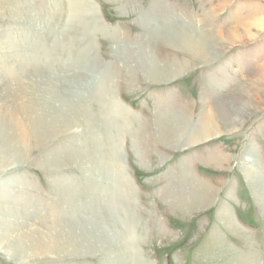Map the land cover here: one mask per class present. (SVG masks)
<instances>
[{
  "label": "rangeland",
  "instance_id": "rangeland-1",
  "mask_svg": "<svg viewBox=\"0 0 264 264\" xmlns=\"http://www.w3.org/2000/svg\"><path fill=\"white\" fill-rule=\"evenodd\" d=\"M72 1L0 0V122L22 157L13 170L0 157V199L23 215L27 246L46 238L58 248L48 256L30 250L26 263H16L1 251L12 240H0V264H140L139 257L148 264L154 254L160 264H264V26H256L264 20V0H90L96 20L90 12V17L86 11L78 15ZM105 17L115 28L106 27ZM169 25L193 28L210 39L211 47L207 53L183 52L145 31ZM235 28L240 36L224 40L223 34ZM142 52L155 65L177 64L181 74L169 83H152L137 64ZM103 68L111 71V79ZM101 80L124 108L132 130L139 121L123 106L125 99L138 108L146 105L151 116L174 113L212 137L173 150L157 140L156 121L155 141L149 139L144 154L137 134L148 135L152 129L138 124L134 134H125L131 146L130 133L141 145H136L140 164L131 146V155L123 148L126 178H133L126 170L129 162L150 187L148 207L156 199L161 202L162 195L167 207L182 200L172 204L166 224L155 217L154 208L143 211L147 218L137 219L141 190L130 179L132 189L122 199L112 176L122 138L113 139L115 129L98 103ZM38 109L46 114L47 135L37 136ZM240 113L246 115L232 132V119ZM157 144L171 155L164 156ZM168 157L188 161V167L177 174L172 162L166 163ZM196 158L204 189L213 190L209 202L192 211L182 199V188L187 184L190 191ZM148 160H156L155 170H145ZM164 168L176 183L172 189L164 185L169 184L163 181ZM248 169L257 173L261 188ZM128 216H134V231L124 233L121 219Z\"/></svg>",
  "mask_w": 264,
  "mask_h": 264
},
{
  "label": "bare ground",
  "instance_id": "bare-ground-1",
  "mask_svg": "<svg viewBox=\"0 0 264 264\" xmlns=\"http://www.w3.org/2000/svg\"><path fill=\"white\" fill-rule=\"evenodd\" d=\"M72 2L78 8V13H79L78 15H83V13L86 11L89 14L88 15L89 17H90V13H93L95 20H96V7L90 0H73ZM98 23L99 22H96V21L94 22V24L96 26L100 25ZM256 26L263 27L264 26V20L261 22H258V24H256ZM98 27H100V26H98ZM193 30H194L193 28H185V29L181 28L180 29V28L174 27V26L171 27V25H169V27H165L164 29L159 28V30H156V31L153 30V32H151V30L148 28L145 29V31H147V33H149V35H150V33H152L153 36L155 35L156 40H161V41H163V43L169 45L170 47H174L180 51L189 52V53H193V52L197 53L199 51H202L204 53L205 52L207 53L209 47H211L209 44L210 39L208 37L200 34V33H197L196 31H193ZM244 30L248 35H252V33L248 29L246 30V28H245ZM103 34L105 35V32ZM195 34H197V35H195ZM104 35H102V36H104ZM239 36H240V34L237 31V29L235 28V29H232L231 31H229L226 35L223 34L222 37L224 40H226L228 42H231V41L234 42L235 38H237ZM109 37H111V36H108V40H109ZM115 42H116V40H115ZM123 49H124L123 47L118 48V50L119 51L121 50V53L124 56ZM140 54H144V55H141L142 57L140 58V60H138L137 64L142 66V69H143V71H145L147 78H149L151 80V82L154 84L169 83L172 80L176 79L181 74V71H180L177 64L172 63V64H167L164 66L163 65H160V66L155 65L156 62L154 63L151 60V58L148 60L146 58H143L144 56H146L145 53L142 52ZM206 56H207V58H209L210 55L206 54ZM101 72H103L106 77H108V78L111 77V73H110L111 71H108L106 68H103V71H101ZM101 78H104V77L101 75ZM146 80H148V79H146ZM108 91H109L108 87L105 84L104 80H101L98 83L97 90H96L98 103L102 106V108H104L106 116H109V119L112 122L111 125H113V128L115 129L113 139L120 140L122 138V141H120L121 143H119V144H121L123 146L125 134L129 133V131L133 133V131H132L130 125H128V121H127L128 116H125L124 108H122L118 104V102L112 100V98L110 97V96H112V93H109ZM246 105L250 106V104H246ZM24 110H26V109H24ZM40 111L42 114L40 113ZM56 112H57V110L54 111V113H56ZM37 113H38V117H37L36 126H35L37 136L47 135V130L44 126L46 114H44L43 110H40V109L37 110ZM245 115H246L245 113H240L238 115L237 119H235V118L232 119V122H234V123L231 125L230 131L234 132V131H237L239 129L237 127L238 126L237 123L239 121H242L243 118L245 117ZM226 118H228V117H226ZM227 120L229 121V118ZM156 125H158L157 126V140L160 143H162L165 147L173 149V150H183V149H186L189 147H193L195 145L203 143L206 140H209L210 138H212V137L205 135L202 132L198 131L196 129L197 127L196 128L193 127V125L191 123L187 122L186 119H183L182 117H179L174 113H169V112L161 113L159 118L157 119ZM140 126H142V129H144L146 127V126H143L141 124H140ZM132 133H130L132 138H133L132 149L135 152L136 163L140 164L139 159L137 157V148H136V145L138 144L137 143L138 139H136ZM211 135H212V133H211ZM118 142H116V143H118ZM138 146H141V145L139 144ZM119 147H121V146H119ZM18 148L19 147L17 146V142H15V140L9 134L8 128L4 125V123L0 122V157H3L4 159H8V161H10L9 165L10 164L11 165L8 168L10 170L17 168L21 163L22 157L19 153ZM121 148H122V151H120V154H119V160L120 161L118 160L119 164L118 163L114 164L115 167L117 166V168H116V170L113 171L114 173H112V176L116 178L117 184L121 190V195H123L122 199L125 200V198H127V190H128L127 188L131 187L130 186L131 181L129 180L130 178H128V177L126 178L127 174H126L125 168L123 167L124 166L123 147H121ZM139 149H141V148H139ZM77 153L78 152L74 151V156H76ZM70 158H72V156H70ZM74 159H76V158H74ZM245 160L253 161L249 157H247ZM76 161H77V159H76ZM143 163H144V161H143ZM147 167H149V166H147ZM110 169L113 170V167L111 166ZM124 172H125V174H124ZM247 172L249 173L248 174L249 178L254 179V181L256 183L255 185L260 187L261 182H259V181H261V180L260 179L258 180V178L255 177L257 175V173L254 172V170H252V169H248ZM190 179L192 181V182L190 181V186H191L190 191H188L189 189H187V184L183 185V188H182L183 194L182 195L184 197L183 198L184 203L185 204H187V203L191 204V207H189V209H192V208H196L198 206L199 207L203 206L205 203L209 202V198H208L210 195L209 190H211V189H209V190L204 189V187H205L204 184H200V183L197 184L198 180L195 183L196 178L194 179V181H193L192 177L191 178L189 177V180ZM131 189H132V187H131ZM185 189H186V191H185ZM168 191L172 192V190H168ZM186 192H188L187 194H189L188 199H186L187 195L184 196ZM128 194H129L128 196H132L130 193H128ZM207 194H208V196H206ZM206 198H208V199H206ZM136 199H137V197H136ZM132 200H134V199L132 198ZM7 203L8 202L5 199H0V240H5V241L6 240H12L11 243H13V244H11V246L6 245V248L1 250L2 253H4L7 257H9V259H11V261L13 260V262L26 263L31 257L30 256L31 254H29L30 250L33 251V249H34L37 252H41V250H42V252L48 256L50 253L54 252L52 250L56 251L58 249L57 245L55 243H53L52 241H50L49 239H46V238L36 241V245L33 244L31 246H27L28 244L26 243V240H25L27 237L25 234L21 233L22 230L25 228V226H23V215L21 216L20 213L16 212V211L12 212L8 208L9 205ZM187 208H188V206H187ZM14 212H16V213L14 214ZM133 218H134V216H133ZM133 218L128 216L127 218L123 217L121 219V222L123 224V231L122 232L130 233V232L134 231V230L131 231V229L133 227L131 220ZM232 225H234V224H232ZM70 237H69V239H70ZM90 237L92 238V236H90ZM132 237H134V236L132 235ZM72 240H74L76 242L77 238H75V236H74V238H72ZM129 242H130V240H129ZM2 243H4V241ZM2 243H0V249L3 245ZM132 243L134 244L135 241ZM45 244H47L46 248H43V246H45ZM128 245H129V243H128ZM128 245H127V247H129ZM130 246H131V244H130ZM134 246H137V240H136V245H133V247ZM134 249H136V247H134ZM43 250H45V251H43ZM127 250H128V248H127ZM128 251H131V249ZM134 251L137 252V250H134ZM27 253H28V255H27ZM67 256H65V257H67ZM50 257H53V256H50ZM56 257H59V256H56ZM138 261L139 262L141 261L140 264H145L144 262H142L140 257H139Z\"/></svg>",
  "mask_w": 264,
  "mask_h": 264
},
{
  "label": "crops",
  "instance_id": "crops-1",
  "mask_svg": "<svg viewBox=\"0 0 264 264\" xmlns=\"http://www.w3.org/2000/svg\"><path fill=\"white\" fill-rule=\"evenodd\" d=\"M102 6V5H101ZM110 22L113 24V25H106V27L108 28V29H113V28H115V25H114V22L113 21H111L110 20ZM106 24V23H105ZM101 40V39H100ZM126 100V101H125ZM125 100H123L124 102H125V104H123V106L125 107V108H127L128 110H130L134 115H136L137 117H138V120L137 121H139V122H137L136 124H133L131 121H129V122H131L132 124H133V126L135 125V128L132 130L133 131V134L140 128L139 127V125L138 124H141V125H143V126H147V128L148 129H152V132L151 133H149L148 135L146 134H144V132H141V133H138L137 134V137H138V141H140V140H142V141H144L141 145H142V148H143V150H145V152H144V154H148V149H150V145H149V139H151V138H154L153 137V135L154 134H152V133H155L154 132V126H155V122L157 121V119H158V117L154 114H152V116H151V114H149V111L150 110H148L147 108H145V106L146 105H144V106H142L141 108H138V106H135V105H133V104H131L127 99H125ZM165 102L167 101V99H165L164 100ZM168 102V101H167ZM149 103V104H148ZM147 103V105L148 106H150V102H148ZM151 112V111H150ZM136 120V119H135ZM144 121V122H143ZM136 122V121H135ZM154 122V124H152ZM132 129V128H131ZM149 132V131H148ZM157 133V132H156ZM143 136V137H142ZM132 140H133V138H132ZM131 140H130V138L129 137H126L125 138V140H124V142H123V148L125 149L124 150V152L125 153H127L128 155H131V154H133V152L131 151V142H130ZM142 141H140V142H142ZM154 141H155V138H154ZM153 141V142H154ZM140 142H138V143H140ZM157 143V142H156ZM147 144V145H146ZM138 145V144H137ZM131 146V147H130ZM140 148V147H139ZM156 148H158V150H159V152L161 151V152H163V150H164V153H163V155L164 156H166V155H171V154H167L166 153V150L165 149H162L163 148V145L162 144H157L156 145ZM198 152V151H197ZM196 152V156H197V153ZM131 153V154H130ZM171 153V152H170ZM179 153V152H178ZM178 153H174V156H177V154ZM175 158V157H174ZM174 158H169L168 157V162H166L167 164L168 163H170V162H172V164H173V166L171 165L170 167L172 168V171H174L175 173H177V174H179V170H183L185 167H186V165H187V167H188V161H186V162H182V164L180 163V161L178 160V159H176V161H174ZM197 159L198 158H196V160L194 161L195 163H193V162H191V168H194V170L196 171V173H195V171L193 170V176H189V177H192V179H193V181H194V179H195V183H196V181L198 180H200L201 182H198L197 181V184L198 183H200V184H203V182H202V180L203 179H200L199 178V176H201L200 175V173H198V167L197 166H195V164H196V162H197ZM184 163V164H183ZM157 164V162H156V160L155 161H151V160H148L147 161V163L145 164V170H147V171H150V170H155V165ZM126 170L127 171H132V173H133V178L132 179H130L131 181H132V183H133V185H134V187H135V189H136V187L139 189V191H140V193H141V196L139 197V199H138V201H137V203H138V206H137V209L135 210V216L137 217V219H142V218H147L146 217V215H144V212L143 211H152L153 210V208H154V215H155V217H157L158 219H161V221L162 222H164V224H166V218H168L169 219V221H170V219L172 218L170 215H169V213L171 212L170 210L173 208L172 207V204L173 203H175V204H179L180 202H178V201H181L182 202V200L181 199H179V198H176L175 200L174 199H172V200H174V201H172L171 202V205H169L168 207L165 205V204H163L164 203V195H162V197H161V202L160 201H158L157 199L156 200H154V201H152L151 202V208H149L148 207V199L146 198L147 196H149L150 194V192H149V186L146 184V183H144L143 181H142V179H141V177L139 176V174L137 173L138 171H137V169H136V167L135 166H133L131 163H129V162H127L126 164ZM147 166H149V167H147ZM157 168V167H156ZM164 170H165V175H164V177H163V181H164V178H166V180H168L169 181V184L167 185V184H164V185H166L167 187H171V189H172V186L173 185H176V183H172L171 182V180L168 178V177H172V175H171V171H168V170H166L165 168H164ZM195 174V175H194ZM140 177V178H139ZM165 180V181H166ZM173 180V179H172ZM162 181V180H161ZM190 181V180H189ZM172 185V186H171ZM149 189V190H148ZM163 190H165L164 189V187H163ZM187 194V193H186ZM137 196H138V194H137ZM185 196V195H184ZM189 196V195H188ZM184 197L182 196V199H183ZM178 202V203H177ZM162 204V205H161ZM167 205L169 204V203H166ZM170 207V208H169ZM152 209V210H151ZM162 209H164V212L166 213L165 214V216L162 214V212L161 211H163ZM170 209V210H169ZM196 210H200V209H196ZM196 210H192V211H196ZM161 214H162V216H161ZM146 261V260H145ZM150 261V262H149ZM161 261V260H160ZM148 264H160V262H156V260L154 259V258H149V259H147V261H146Z\"/></svg>",
  "mask_w": 264,
  "mask_h": 264
}]
</instances>
